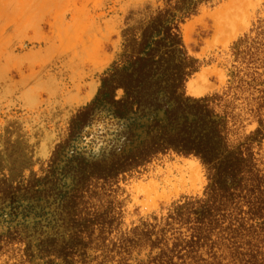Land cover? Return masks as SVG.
<instances>
[{"label": "rangeland", "instance_id": "1", "mask_svg": "<svg viewBox=\"0 0 264 264\" xmlns=\"http://www.w3.org/2000/svg\"><path fill=\"white\" fill-rule=\"evenodd\" d=\"M194 2L0 0V264H243L264 253L255 196L212 191L197 156L117 161L153 116L132 140L108 108L71 129L105 74L128 66L171 10L185 55L179 92L210 104L264 183V0Z\"/></svg>", "mask_w": 264, "mask_h": 264}, {"label": "trees", "instance_id": "2", "mask_svg": "<svg viewBox=\"0 0 264 264\" xmlns=\"http://www.w3.org/2000/svg\"><path fill=\"white\" fill-rule=\"evenodd\" d=\"M182 5L189 9L195 2L182 0ZM175 19L171 10L161 12L156 23L145 30L139 54L128 66H115L105 74L95 99L73 118L72 132H80L98 112L108 108L118 124L128 123L123 134L132 140L138 119L153 116L149 123L139 125L146 128V138L123 152L117 161H139L160 149L193 154L209 166L212 191L220 189L227 200L235 196L232 189L239 191L238 198L255 196V201L249 200L251 209L259 211L254 215L264 219L260 214L264 211V183L249 147L240 144L232 149L224 121L210 104L179 92L185 75V55ZM118 88L124 89L123 98H115ZM245 255L248 257L243 264H264V253L260 251Z\"/></svg>", "mask_w": 264, "mask_h": 264}, {"label": "bare ground", "instance_id": "3", "mask_svg": "<svg viewBox=\"0 0 264 264\" xmlns=\"http://www.w3.org/2000/svg\"><path fill=\"white\" fill-rule=\"evenodd\" d=\"M76 20V19H75ZM99 38V37H98ZM97 39V38H96ZM99 39H101V38H99ZM91 39H89V41H90ZM98 40V39H97ZM110 40V39H109ZM108 40V41H109ZM99 41V40H98ZM107 41V42H108ZM110 42V41H109ZM84 43V42H83ZM100 43H102V39H101V42H99L98 44H99V46H100ZM112 44V43H111ZM86 45V44H85ZM104 45V44H103ZM87 46V45H86ZM88 46H89V50H90V52H91V54H96L100 49L98 48L99 46H97V42L95 41V42H93V43H90V44H88ZM102 47V46H101ZM83 48V47H82ZM81 49V48H80ZM103 49V48H102ZM88 50V51H89ZM104 50V49H103ZM75 51H77V50H75ZM101 51V50H100ZM102 52V51H101ZM87 53V52H86ZM89 53H87V55H88ZM98 54H99V52H98ZM111 54V53H110ZM76 55H77V53H76ZM108 55H109V53H108ZM85 56V55H84ZM78 57V56H77ZM87 57H89V56H87ZM110 57V56H109ZM111 58V57H110ZM86 59V58H85ZM95 59V58H94ZM98 59V58H97ZM87 60V59H86ZM96 60V59H95ZM99 60V59H98ZM107 61V60H106ZM93 63V62H92ZM102 66V65H101ZM70 69V68H69ZM74 78V77H73ZM71 83V82H70ZM78 86V85H77ZM80 91V90H79ZM78 91V92H79ZM83 91V90H82ZM80 93V92H79ZM82 93V92H81ZM188 161V160H187ZM187 161H186V163H187ZM190 162V161H189ZM190 163H193V162H190ZM190 166V165H189ZM189 168H191V167H189ZM187 170V169H186ZM184 171V170H183ZM183 173V172H182ZM184 177V176H183ZM183 181V180H182Z\"/></svg>", "mask_w": 264, "mask_h": 264}]
</instances>
